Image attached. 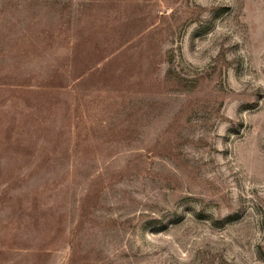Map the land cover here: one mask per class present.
<instances>
[{"label":"rangeland","instance_id":"rangeland-1","mask_svg":"<svg viewBox=\"0 0 264 264\" xmlns=\"http://www.w3.org/2000/svg\"><path fill=\"white\" fill-rule=\"evenodd\" d=\"M0 264H264V0H0Z\"/></svg>","mask_w":264,"mask_h":264}]
</instances>
